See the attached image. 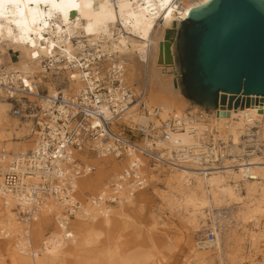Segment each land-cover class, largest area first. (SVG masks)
<instances>
[{
	"label": "bare ground",
	"instance_id": "6f19581e",
	"mask_svg": "<svg viewBox=\"0 0 264 264\" xmlns=\"http://www.w3.org/2000/svg\"><path fill=\"white\" fill-rule=\"evenodd\" d=\"M207 1L0 0V154L25 156L33 148L30 121L10 120L14 101L42 106L57 94L77 95L85 87L83 61L94 68L102 58L108 71L121 69V83L136 82L138 86L130 88L144 89L147 107L159 109V117L153 119L134 104L119 122L146 126L149 121L185 115L183 104L188 100L174 86L178 73L173 42L179 22ZM169 30L173 34L166 41ZM11 53L18 54L17 61H12ZM88 83L93 85L94 80ZM23 84L29 90L21 91ZM261 104L228 111L224 106L226 111L218 118L190 104L202 143L209 140L204 138L208 132L223 142L221 148L226 143L232 156L240 153L241 136H248L249 142H255L256 154L252 150L246 159L232 156L203 169L200 160L171 159L177 149L196 146L188 129L173 133L166 143L137 137L135 146L152 152L157 160L151 163L144 158L145 188H151V197L145 196V188L133 193L122 182L115 203L107 202L109 184L117 182L135 150L121 160L81 156L92 171L76 183L70 205L78 207L72 219L47 198L37 218L23 224L11 195L0 193V264H164L156 252L171 245V232L185 246L183 264H264ZM25 181L40 182L37 175ZM153 201L157 203L148 211L149 223L143 230L134 213ZM210 232L213 241L207 238Z\"/></svg>",
	"mask_w": 264,
	"mask_h": 264
},
{
	"label": "built area",
	"instance_id": "2783aa9c",
	"mask_svg": "<svg viewBox=\"0 0 264 264\" xmlns=\"http://www.w3.org/2000/svg\"><path fill=\"white\" fill-rule=\"evenodd\" d=\"M104 64L101 58L91 68L88 61L86 64L83 61L82 83L85 87L77 95L65 97L57 94L46 98L42 106L37 102H28L22 106L19 101H14L11 115L30 121L33 148L25 156L6 155L4 152L0 154V193L11 195L21 223L28 224L35 220L43 205H46L47 198L60 204L69 219L73 218L72 211L78 205H70V201L76 193V183L83 174L92 171V167L81 159L86 153L121 160L128 156L129 150L137 152L134 159L119 173L117 182L109 184L106 192L110 197L108 203H111L108 200L115 203L122 190L117 189V185H122V182L130 192L143 190L146 185L144 158L151 163L157 160L152 152L135 146L137 137L149 139L153 143L155 140L166 143L171 142L173 133H183L188 129L190 134L195 135L196 146L186 150L177 149L171 159L182 163L200 160L203 169L212 164H220L224 158L231 160L235 156L237 159H246L252 150L255 153V142H249L248 136L244 135L238 145L240 153L232 156L227 154L230 151L226 150V143L221 148L223 142L215 141L208 132L204 138L208 137L209 140L202 143L194 127L196 118L189 111L179 118H169L158 123L149 121L146 126H128L119 122L121 115L134 104H138L142 113L153 119L159 117V109L156 106L147 107L144 89L136 92L121 83V69L108 71ZM88 79L94 80L93 85L88 83ZM23 89L29 90V87L23 84L20 90ZM250 98H255L257 105H262L259 100L261 97ZM202 110L214 118L226 111L225 107L223 110L219 105L216 110ZM35 175L40 182L33 184L25 181L27 177ZM207 238L213 241L215 236L210 232Z\"/></svg>",
	"mask_w": 264,
	"mask_h": 264
},
{
	"label": "water",
	"instance_id": "95a60500",
	"mask_svg": "<svg viewBox=\"0 0 264 264\" xmlns=\"http://www.w3.org/2000/svg\"><path fill=\"white\" fill-rule=\"evenodd\" d=\"M173 56L174 86L190 104L236 110L257 104L253 96L264 105V0H208L190 9Z\"/></svg>",
	"mask_w": 264,
	"mask_h": 264
},
{
	"label": "rangeland",
	"instance_id": "374dc122",
	"mask_svg": "<svg viewBox=\"0 0 264 264\" xmlns=\"http://www.w3.org/2000/svg\"><path fill=\"white\" fill-rule=\"evenodd\" d=\"M18 54H14L12 55L11 53V59L12 61H17L18 58H17ZM125 76H126V73H125ZM125 84L129 87H137L138 84L136 82H125ZM23 100V99H22ZM10 102V101H8ZM11 103V102H10ZM189 103V102H188ZM14 104V103H13ZM19 104H21L22 106H26L24 105L22 102L19 101ZM11 108V106H10ZM184 111H193V108L190 107V103L189 104H183V112ZM11 115V114H10ZM11 115V118L10 120L12 122H15V121H19V122H26V121H29V120H23V119H17L15 117H13ZM17 119V120H15ZM15 122V123H17ZM30 125V124H29ZM29 130V129H28ZM29 137V136H28ZM144 193H145V196H148V197H151L153 196L152 195V190L151 188H145L144 189ZM97 192L95 193L94 192V195H96ZM83 200V199H82ZM84 201V200H83ZM157 203V201H153L150 206L147 207V209H144V210H141V211H136L134 213L135 215V219H137V222L141 223L142 224V227H143V230H145V226L148 225V217H147V213L148 211L152 210L153 209V206ZM175 224L177 226H179L178 224V221H175ZM169 237L171 238V242H170V246L168 248H163V247H160L156 253H159L163 258H162V262L164 264H183V261H184V255H185V251L183 250L184 249V245L182 242H178V237L176 235V233H173L171 232L169 234ZM256 261H260V258L257 256L256 257ZM246 264V263H245Z\"/></svg>",
	"mask_w": 264,
	"mask_h": 264
}]
</instances>
